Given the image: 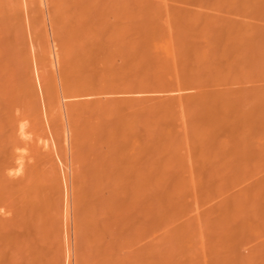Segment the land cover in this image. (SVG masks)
Masks as SVG:
<instances>
[{
  "label": "bare ground",
  "instance_id": "obj_1",
  "mask_svg": "<svg viewBox=\"0 0 264 264\" xmlns=\"http://www.w3.org/2000/svg\"><path fill=\"white\" fill-rule=\"evenodd\" d=\"M263 163L264 0H0V264L69 263L71 207L78 264H118L114 209L152 231L131 264H163L168 176ZM235 199L195 217L203 253Z\"/></svg>",
  "mask_w": 264,
  "mask_h": 264
},
{
  "label": "rangeland",
  "instance_id": "obj_2",
  "mask_svg": "<svg viewBox=\"0 0 264 264\" xmlns=\"http://www.w3.org/2000/svg\"><path fill=\"white\" fill-rule=\"evenodd\" d=\"M49 25L48 21V29L52 34ZM39 90L42 97L40 87ZM262 169L247 173L223 172V174L212 175L209 177L213 183L212 187L218 188L214 191H203L204 193H198V191L206 185L207 178L205 184L204 181H199L200 185H197L199 189L196 187L193 190L189 186V182L193 180L190 174H170L168 180L171 187L167 190L168 192L174 190L176 197L173 204L168 205L169 218L159 222L157 233L163 264H264V167ZM202 176L195 175L197 180H200ZM227 194L236 198V208L222 218H214L215 224L223 221V233L217 235L216 232L213 237L211 223L203 220V226L207 228L204 235L205 246L210 248L211 244L217 243L222 253H203L201 238L197 235L201 224L195 220V217L199 212L205 216ZM163 197H165L164 193ZM71 210L72 207L69 213L68 229L66 227L65 230H59L60 234L57 233L56 238L62 243L68 233L70 240L67 245L71 246L69 254L71 261L69 260L67 264H76L77 258L85 249H83L80 235L74 233L76 228L72 219L74 218L73 210ZM132 211L114 209L110 212L111 228L109 227L108 230L114 229L117 236L110 256L115 257L118 264L123 262L131 264L130 259L134 256V252L145 249L152 240V236L149 235V232H152L151 229L145 231L135 229L133 223L135 216ZM189 223L192 226L189 232L184 233L186 237L180 236L179 234ZM74 236L77 238L75 239ZM75 242L78 246L81 243V249L75 246ZM218 255L219 258H217ZM2 256L3 264H27V253H2Z\"/></svg>",
  "mask_w": 264,
  "mask_h": 264
}]
</instances>
